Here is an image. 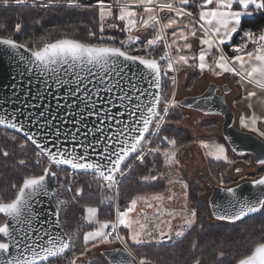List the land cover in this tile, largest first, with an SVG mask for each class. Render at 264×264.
<instances>
[{
  "label": "snow or ice",
  "instance_id": "snow-or-ice-1",
  "mask_svg": "<svg viewBox=\"0 0 264 264\" xmlns=\"http://www.w3.org/2000/svg\"><path fill=\"white\" fill-rule=\"evenodd\" d=\"M10 4L25 6L28 0H0V5ZM31 7L37 11L91 8L98 13L99 34L89 30L88 41L67 35L55 40L41 37L32 44L0 34V46L13 56L19 54L23 65L20 75L37 73V80L48 96L56 100L54 110L48 104L31 103L44 96L39 91L32 95L29 88L24 108L35 111L25 114L16 110L0 117V125L16 134L22 133L21 150L28 144L38 149L37 166L41 164L40 158L45 159L40 174L22 177L20 182L11 184L12 197L0 198V264H63L64 260L78 264L91 249L117 240L125 245L123 251L131 259L121 257L115 264H133L136 257L127 246L129 241L140 244L144 237L156 239L154 232H158L160 239H170V234L182 237L196 223L197 210L186 208L180 215V225L174 228L176 215L168 213L171 219H161L163 212L157 205L154 219L159 222L150 228L151 221L146 215L142 223L130 214L137 209L138 202L152 208L151 201H163L164 196L159 193L150 199L136 196L123 210L117 205L114 218L104 220L98 219L96 206H84L80 227L66 232L60 217L61 208L68 201L57 200L56 210L51 213L53 220L43 218L44 210L39 207L42 198H53L52 180L62 188L67 185L66 191L79 195L83 189L73 188L76 176L89 174L96 178L98 188L109 191L115 188L118 196L122 178L136 168L143 166L149 173L140 176L141 180L156 181L158 176L154 172L161 156L165 167L177 166V141L161 133L169 123L171 111L179 104L175 99L174 73L183 68L198 69L201 73L207 70L217 76L230 73L239 78L241 87L251 85L264 90V29L242 27L244 18L264 12V0H111L107 3L96 0L95 5L81 0H31ZM106 27L118 28L126 33V38L117 42L112 36L106 37L103 35ZM0 30L7 31L3 25ZM21 30V24L16 23L14 31ZM237 36L239 42L232 43ZM159 46L163 47L162 54L153 56L152 52ZM226 47L231 48V55L225 51ZM162 82L165 85L170 82L173 89L170 96L164 95ZM53 85L57 91L63 90V95H55ZM16 87L12 85L14 94ZM254 96L255 91L247 92V98ZM16 99L19 101L20 97ZM187 107L192 108V104ZM260 119L253 114L242 118L240 123L264 137V131L257 127ZM6 139L15 143L17 135ZM202 147L214 159L233 163L223 144L205 143ZM0 155L7 158L10 153L0 148ZM18 163L26 162L22 159ZM257 163L264 166V158ZM235 171L241 170L237 167ZM218 180L223 186V175ZM169 183L173 181L170 179ZM175 183L182 184L186 198L188 184L182 179ZM252 184L259 195L250 200L241 199L231 187L224 188L231 198L225 205H214L212 215L221 221H239L249 213L264 210V175ZM112 200V196L106 195L100 203ZM85 227L88 230L82 232V246L77 254L76 242ZM122 228L128 230L126 235L121 234ZM192 247H198L195 240ZM219 256L223 257L224 252L220 251ZM139 264L149 261L141 257ZM192 264L203 262L196 257ZM236 264H264V242L256 243L251 254L244 255Z\"/></svg>",
  "mask_w": 264,
  "mask_h": 264
},
{
  "label": "trees",
  "instance_id": "trees-1",
  "mask_svg": "<svg viewBox=\"0 0 264 264\" xmlns=\"http://www.w3.org/2000/svg\"><path fill=\"white\" fill-rule=\"evenodd\" d=\"M30 2L31 0H28V4L25 6L10 4L5 7L0 5V25L7 29L6 32L0 30V34L11 35L18 42L29 44L39 41L41 37L55 40L65 35L88 41L91 39L88 37L89 30L99 34L98 13L91 8L37 11L31 7ZM81 2L96 4V0H81ZM106 2H111V0H106ZM16 23H20L22 26L19 33L14 31ZM242 27L244 30L254 31L264 29V12H256L253 16L244 18ZM103 35L112 36L116 38V41L124 37V34L111 28H106ZM237 42H239V36L232 41V43ZM229 49L226 47L225 51L230 55ZM194 77V75L190 76L191 79ZM175 112L176 107L170 113L169 122L179 120L180 115H175ZM11 135H17V142L13 143L6 139V136L10 137ZM161 135L175 139L179 146L195 140L189 130L173 125H166ZM22 139L21 135L10 131L9 135L4 136L0 129V148L10 153L7 158L0 155V198L12 197L14 190L11 189V184L20 182L26 175L40 174L45 164V159L42 158L40 166L36 165L35 152L38 150L33 145L28 144L25 149H20L19 141ZM22 159L26 162L23 165L18 163ZM152 159L150 156L149 160ZM208 163L215 177L223 175V184H230L231 181L226 176L229 167L227 161L209 158ZM148 167H152V165L149 164ZM156 168H163L162 156L156 162ZM146 172H148L147 169L141 166L124 179L120 190L122 206H126L132 198L141 192L154 193L164 190L165 183L156 186L159 184L157 181L148 183L141 180L140 176L145 175ZM262 172L264 173V170L259 174L262 175ZM186 182L188 184L187 205L190 209L195 208L198 212L196 223L175 242H171L169 239L165 242L157 241L135 246L132 251L140 258L145 257L149 264H192L196 257H199L203 264H236L238 259L251 254L256 243L264 242V210L248 215L239 221L212 222L209 219V205L199 196L201 188L191 180L186 179ZM76 187L83 189L79 195L74 191L76 202L70 201L61 208L60 218L66 232H73L80 227L82 223L80 216L84 214V205L101 207L100 200L105 196L103 189L97 187V182L86 175H78ZM85 230L88 228L81 229V238L76 242L77 254L82 246V232ZM194 240L197 242V248L192 247ZM220 251L224 252L223 257L219 256ZM70 257L71 255L68 258L70 259ZM63 264H68V261H64ZM83 264L109 263L103 256H96Z\"/></svg>",
  "mask_w": 264,
  "mask_h": 264
},
{
  "label": "rangeland",
  "instance_id": "rangeland-1",
  "mask_svg": "<svg viewBox=\"0 0 264 264\" xmlns=\"http://www.w3.org/2000/svg\"><path fill=\"white\" fill-rule=\"evenodd\" d=\"M114 11H117V9L114 8ZM105 36L107 37V35ZM125 36L126 33L124 34V37ZM194 50H196L195 44L192 51L194 52ZM191 75H194L195 77L191 79L190 78ZM211 82L216 83L219 89L223 90L224 82H222L220 77L213 74L212 72L206 70L205 72L201 73L199 72L198 69H193V68L181 69L180 71H178L176 100L180 101L187 96L201 94L209 87ZM175 115L177 116L180 115L179 120L169 122L166 125L167 126L173 125L177 128L180 127L189 130L190 133L195 137V140L193 142L185 143L180 146L176 144L177 160L179 161L177 166L167 168L164 166L163 163L162 169L155 168L154 174L158 176V179L156 181L157 183H159L156 186H159L160 184H164V183L166 184V186L162 192H159L164 196V200L151 201L155 210L157 205H159V207L161 208L163 212L161 219H171V217L167 215L168 213H173L176 215V219L173 220L174 228L180 225L181 223L180 215L183 214L185 209L186 208L190 209L187 205V198H185L184 196V189L182 187V184L175 183L176 180L182 179V181L185 183H187L186 179L193 181L196 185H198L201 188L200 190L201 192L199 196L205 203H208V199L212 193V188L206 183L205 179L201 176V174H204L209 179L210 182L216 185H221L218 178L213 175L210 165L208 163V159L213 157L207 155L208 150L202 147V144L205 143L212 144V142L209 141H214L213 143L215 144H223L228 150L227 152L228 157L230 160L233 161V163L231 165L229 164V167L226 172L227 173L226 176L231 182L228 185L223 184L225 186H232L235 184H239L240 182L254 179L258 176H261L259 172L264 170V166H261L254 162L252 155L250 154L237 155L229 149L222 136L223 118L221 116L207 115L193 108L181 107L179 104L176 106ZM237 167L240 168L241 170L239 173L235 171ZM160 173H167V175H160ZM148 174L149 173L146 172L145 175ZM170 179L173 181V183L171 184L169 183ZM147 182L154 183V181L151 180ZM144 193H150V192H141L139 194H144ZM103 195H105L104 191H103ZM169 196H171L172 199H168ZM101 205L105 206L104 203ZM126 206H122V209ZM150 210L151 208H147L146 205H144V210L141 213L140 212L139 213H140V218H143L145 215L149 218V220L151 221L149 227L151 228L159 221L154 219L155 213L152 215L149 214ZM209 219L212 222L221 221L215 219L212 216L211 212H209ZM141 222L144 223L145 221H141ZM127 231L128 230L126 229L123 228L121 229V233H124L125 235ZM165 231H167L166 228ZM154 235L156 236V239L144 237L143 242L140 244L159 241L158 232H154ZM170 235H171L170 238L171 242H175L180 238V237H176L174 234H170ZM109 245L111 247H108L107 245H101L98 246L97 248L91 249V251L87 253L86 256L82 258V260L86 261V259L88 258L92 259V257L101 256V250L124 246V244H122L119 240ZM137 245L139 244H133L131 241H129L127 246L130 250H132ZM135 255L140 259V257L137 254ZM82 262L84 263V261Z\"/></svg>",
  "mask_w": 264,
  "mask_h": 264
},
{
  "label": "water",
  "instance_id": "water-1",
  "mask_svg": "<svg viewBox=\"0 0 264 264\" xmlns=\"http://www.w3.org/2000/svg\"><path fill=\"white\" fill-rule=\"evenodd\" d=\"M24 55L27 56L29 54L24 53ZM22 70L23 65L20 64L19 54L13 56L4 46H0V117L5 116V114H12L16 110L23 111L25 112V114H27L28 111H35V109L24 108V103L30 95L28 92L29 88H31L32 95L36 94L39 91L44 96V99H35L32 100L31 103H35L38 105L48 104L51 106L52 110H54L56 107V100L51 96H48V91L44 88L43 84L37 80L38 74L32 72L20 75ZM42 79L43 78H41V80ZM13 84L17 85L15 94L12 88ZM218 88V85L213 82L201 94L187 96L184 99L178 101L179 105H184L183 107L188 108L187 105L192 104L193 109L198 110L204 114L208 113L207 115L221 116L223 118L222 136L229 149L231 150L232 148H237L238 151L234 152L237 155L250 154L253 156L254 162L257 163L258 159L264 158V140L258 135L246 130H242L236 126L235 112L229 106L226 99V93L228 92V89L225 87L223 90V94H221L218 92ZM52 91L55 93V95H63V90L57 91L55 89V85H53ZM17 96L20 97L19 101H17L16 99ZM205 96L209 97V99L204 100ZM21 119H23V117H21ZM0 128L15 133L14 130L5 128V126L3 125H0ZM33 131H35L34 128ZM18 135H21L23 137L22 133ZM262 175H264V173ZM201 176L212 188V193L208 199L209 209L212 214L214 211V205H225L231 197L229 193L224 191V188H227L226 186L216 185L210 182L204 174H201ZM258 178H260V176L255 179ZM255 179L240 182L239 184L228 187L233 188L241 199H254L259 195L257 187L252 184V181ZM50 187L53 194L55 195L58 187V182L52 180ZM42 200L43 203L39 207H42L44 210L43 218L54 220L55 217L51 215V213L56 210L53 198L49 199L47 197H44L42 198ZM251 214L253 213H249L248 215ZM213 217L215 218V216ZM45 227H49V225H45ZM55 231H59V229H56ZM168 240V238H159V242H165ZM114 249H120V251L117 252L114 251ZM123 249L124 248L120 246L107 248L102 250L101 253L109 264H115V261L119 260L121 257L125 259H131V257H128L127 253L123 251ZM133 264H137L136 261H134Z\"/></svg>",
  "mask_w": 264,
  "mask_h": 264
},
{
  "label": "crops",
  "instance_id": "crops-1",
  "mask_svg": "<svg viewBox=\"0 0 264 264\" xmlns=\"http://www.w3.org/2000/svg\"><path fill=\"white\" fill-rule=\"evenodd\" d=\"M113 30L118 32V33H121V34H125V33L121 32L118 28L113 29ZM229 50L231 52V49H229ZM195 51L196 50H194V52ZM218 77H220L222 82H224L223 83V89L225 87L228 89V92L226 93V99H227L229 106L235 112V115H236L235 124H236V126L242 130L249 131L248 129L243 128L241 126V123H240L241 119L242 118L246 119L247 117L255 114L257 117H261V119L258 120L257 127L261 131H264V90L255 88L254 86H251V85H246L244 87H241V85L238 83L239 78L233 77V75L230 73L220 75ZM211 83H213V82H211ZM248 91H255L256 96L251 97V98H247V92ZM249 105H251V107H249ZM249 132H251V131H249ZM252 133H254V132H252ZM254 134L258 135L257 133H254ZM259 137H261V136H259ZM261 138L264 139V137H261ZM209 142L213 143L214 141H209ZM224 161H226V160H224ZM157 193H159V192L144 193V194H139L137 196H147L150 199L151 196H153ZM159 194H161V193H159ZM144 205L145 204L143 203V201H141V203L139 202L137 205V209L133 213H131L130 216L135 217L137 219H141V221H144L143 218H140V213L144 210ZM84 206H86V205H84ZM96 207L98 208V213H97L98 219H101V220L109 219V212L110 211L106 207H104L102 205H101V207L96 205ZM155 211H156L155 208L152 207L149 214L152 215L155 213ZM106 245L108 247H111L109 244H106ZM101 252H102V250H101ZM101 256H103L102 253H101ZM89 260H90V258L86 259V261L85 260H82V261H84V263H85ZM82 261H79L78 263L83 264Z\"/></svg>",
  "mask_w": 264,
  "mask_h": 264
},
{
  "label": "built area",
  "instance_id": "built-area-1",
  "mask_svg": "<svg viewBox=\"0 0 264 264\" xmlns=\"http://www.w3.org/2000/svg\"><path fill=\"white\" fill-rule=\"evenodd\" d=\"M134 34H139V33H134ZM125 38H126V36L123 39H125ZM162 52H163V47L162 46H159V47H157V49L155 51L152 52V55L153 56H159L160 54H162ZM170 75H172V74H170ZM174 75L176 76V80H177V84H178V72L174 73ZM177 84L174 87L175 93H177ZM162 87H164V95L165 96H170L171 95V91L173 90L172 89V86L170 85V82H168L167 85H165L164 82H162ZM175 99H176V96H175ZM0 129L2 130V135H4V136L5 135H9V131L8 130L2 129V128H0ZM37 159H38V157L36 156L35 163H36V160ZM40 159L42 160V158H40ZM86 176L89 177L91 180H95L96 181V178L93 175H90L89 174V175H86ZM124 179L125 178H122L121 183L119 185V195L118 196L115 195V193H116V189L115 188H113L111 191H109L107 188L103 189V191L105 193V196L107 195V196H112L113 197L112 202H107L106 201L104 203L105 206L103 205L104 207H106L110 211L109 212V218H114L115 217V214H116V206L117 205L122 210V205H121V202H120V190H121V186H122V183H123ZM76 181L77 182L73 185V188H75V186L78 183V175L76 176ZM66 187H67V185H64V187L62 188L61 185H60V183H58V187H57L56 193L53 196V202H54L55 206L57 204V200H65V201H68V202H70V201L76 202V197H75L74 191L68 192V191L65 190ZM83 215L80 216V219H82ZM61 224H62V221H61ZM122 247H125V245L122 246ZM70 255H71V253H68V257ZM133 255L136 257V259H135L136 263L139 264V260L140 259L134 253H133ZM64 261H66V260H64ZM64 261H63V263H64Z\"/></svg>",
  "mask_w": 264,
  "mask_h": 264
},
{
  "label": "flooded vegetation",
  "instance_id": "flooded-vegetation-1",
  "mask_svg": "<svg viewBox=\"0 0 264 264\" xmlns=\"http://www.w3.org/2000/svg\"><path fill=\"white\" fill-rule=\"evenodd\" d=\"M223 90H224V89H223ZM223 90H220V89L218 88V92L221 93V94H223V92H224ZM262 139H263V138H262ZM263 140H264V139H263ZM258 177H259V176H258ZM256 178H257V177H256ZM254 179H255V178H254Z\"/></svg>",
  "mask_w": 264,
  "mask_h": 264
}]
</instances>
